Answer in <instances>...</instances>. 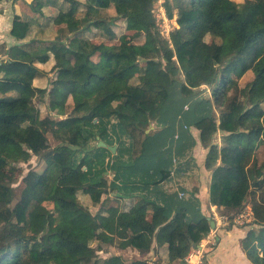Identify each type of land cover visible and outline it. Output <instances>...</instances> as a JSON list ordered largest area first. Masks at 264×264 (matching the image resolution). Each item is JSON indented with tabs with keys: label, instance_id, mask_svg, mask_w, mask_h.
I'll list each match as a JSON object with an SVG mask.
<instances>
[{
	"label": "trees",
	"instance_id": "16d2710c",
	"mask_svg": "<svg viewBox=\"0 0 264 264\" xmlns=\"http://www.w3.org/2000/svg\"><path fill=\"white\" fill-rule=\"evenodd\" d=\"M62 1L67 8L59 0H32L30 6L41 14L48 5L59 7L49 19L73 33L68 43L30 37L31 20L15 15L10 34L17 42L0 44V264H145L118 254L101 259L94 242L142 252L156 242L167 245L159 262L183 260L211 231L210 218L199 210L189 213L186 203L171 197L175 211L155 205L148 218V199L141 195L128 210L110 211L102 201L93 213L79 194L98 205L139 174L160 175L153 183L166 178L171 156L155 161L189 135L190 122L209 148L211 204L228 216L257 201L264 205V158L256 154L264 145V0H165L170 17L178 10L179 27L169 38L158 32L156 0ZM111 7L113 18L104 15ZM117 19H124L130 42L118 39L112 28ZM93 28L105 38L83 37ZM53 49L73 63L57 59L50 88L38 87L37 63L49 61ZM138 67V75L117 85ZM248 71L253 79L241 87ZM37 98L65 117L43 116ZM154 121L164 124L158 135L147 131ZM218 132L221 143L214 140ZM49 135L58 141L54 146ZM98 137L117 145V152L98 146ZM33 156L46 167L30 169L17 195L1 165ZM111 170L119 183H109ZM37 209L47 217L40 236L27 229ZM243 246L254 264H264V217Z\"/></svg>",
	"mask_w": 264,
	"mask_h": 264
},
{
	"label": "crops",
	"instance_id": "0c3cea01",
	"mask_svg": "<svg viewBox=\"0 0 264 264\" xmlns=\"http://www.w3.org/2000/svg\"><path fill=\"white\" fill-rule=\"evenodd\" d=\"M79 1L82 2V0ZM61 2L60 3L58 2L60 6H62ZM15 5L17 6V4ZM31 22L33 29V25L37 24L38 21H36V19L33 18ZM57 27L66 29L64 25L52 26L54 31H56L55 28ZM10 31L11 28L8 29L7 38L5 40H2L0 44H5L7 46H10L17 42V40L10 34ZM32 33L33 30L31 31L30 37L33 36ZM68 34L69 35L67 36V39L70 40L71 37L73 36V33L71 34L68 33ZM0 58H1V54H0ZM50 60H51V56L49 61L45 63L39 62L37 63V65L39 66L40 69L45 68L42 66L44 64L49 63ZM69 63H73V57H72V62ZM128 76L130 75L128 74ZM36 79L37 77L34 79L35 85H36L35 83ZM117 85L123 86L125 84H120V81H118ZM163 128H164L163 123L154 121L153 123H151L147 131L155 135H158V132H160ZM187 130L189 135L184 137L182 136V138L180 137L178 143H176V146L171 148L170 152L167 151L166 154L160 156L155 161L156 164L158 163L161 164L162 161L164 162V160H166L165 159L166 157L170 158L171 156L172 160L168 167L169 170L166 178L160 180L158 183H153L151 180L160 179V175L149 177L148 179L147 176L144 174H139L137 176H134L133 183L123 184L122 189L116 188L114 190H110L109 194L103 195L101 202H99L98 205H94V207H96V211L100 209L102 201L106 204L107 209L110 211H116L120 209L128 210L136 201L137 196L144 195L148 199L147 202L150 211L148 218L151 217V213L153 211V208H155V205H164L170 208V210L175 211L176 210L174 206L175 204L174 202L171 203L170 201L171 197L175 199L176 198L181 199L184 202V204L186 203L188 205L187 208H189V213L192 209H196L211 219H213L214 212L223 215L220 213V210L215 205H212L210 202V185L212 180V171L206 167V158L209 148L202 143L200 139V131L198 128L195 127L194 122L193 123L190 122ZM178 136L179 135L176 133L175 137L177 138ZM115 146H116L115 152H117L118 146L117 145ZM148 167L150 166H147L145 168L147 169ZM145 168L143 170L146 171ZM141 172L142 170L139 169V173ZM107 173H109L108 176L110 177L109 183L113 181L114 178L116 182L119 183L114 171L111 170L108 171ZM181 192H184L183 196L180 195ZM81 198H84V200H91V198L86 193H85V197H81ZM257 204H261V203L259 201L254 202L253 204L251 203L250 205L246 206L243 210L238 212L241 213L244 210H249L253 213L252 217L254 218V220L250 221L245 225L237 224L234 223L233 221H231L230 224L228 225H220L214 220L215 226L214 228H211V230H213L214 232L213 234H215L216 236V244L207 249L204 264H254L244 249L243 241L248 236L249 232L253 229L258 228L260 226V223H262L263 221L264 205L261 204V207L259 209L260 211L256 212L257 207L255 206ZM90 210L92 211V209ZM209 234L210 232L203 239H205ZM99 245H100V249L98 251L103 250L102 246L105 244L99 243ZM194 246L190 249V251L194 248ZM111 248H114V246L112 245ZM127 248L129 250L134 249L133 254L138 256L136 257V259L145 260V262L149 259L151 260L154 259L157 264H185L184 261L185 258L183 260L174 261V262H169V261L159 262L157 260L158 259L157 257L159 256L168 255L167 245L158 246L156 242H154L153 247L148 252H142L139 249L132 246H129ZM114 254L122 255V253H114ZM110 256L103 257L99 255L101 259H106ZM122 256L124 257V255Z\"/></svg>",
	"mask_w": 264,
	"mask_h": 264
},
{
	"label": "rangeland",
	"instance_id": "374dc122",
	"mask_svg": "<svg viewBox=\"0 0 264 264\" xmlns=\"http://www.w3.org/2000/svg\"><path fill=\"white\" fill-rule=\"evenodd\" d=\"M20 1V2H19ZM32 0H0V43L2 40H5L7 38L8 29L12 28L13 20L15 15H20L24 19L32 20L33 18L38 21L37 24L33 25V33L32 37L42 38V39H59L63 41L64 43L69 42V39H67V36L69 35L68 31L66 29H62L61 27L55 28L56 31L53 30L52 24L50 21V16L55 14L59 7L54 6H46L42 9L44 14L41 13H35L30 6V2ZM62 0H59V3ZM85 0H82L84 2ZM236 4H243L244 0H234ZM62 6L64 8L68 7V3L61 2ZM17 4V6L15 5ZM83 9V7L81 8ZM19 11V13H18ZM153 14L156 18V25L158 32L160 35L169 38L170 32L173 31L176 27H179L177 24V16H178V10H174L173 17H170L166 6H165V0H158L155 1L153 5ZM17 12V13H16ZM83 11L80 10V14ZM104 15L109 18H113L116 15L114 7L108 8L104 11ZM105 27L108 26V24L104 25ZM112 28L117 34V37L119 40H126L131 41V34L127 32L126 30V23L124 19H117L115 24L112 25ZM2 29V30H1ZM97 29L93 28L92 30H89L85 33H83V37L87 39H92L93 41H100L104 39L105 37H102L100 34H97ZM144 41V37H139L136 39V43H142ZM57 59H64L68 62H72L71 55L65 54L64 51H61L59 49H53L51 51V60L49 63L44 64L42 67L41 74L36 79V85L41 87L50 88L51 82L55 78L56 71L54 70V63ZM139 67L136 69H133L131 72H129L130 76H126L120 81V84H126L131 78L138 75ZM253 79V73L251 71H248L240 80L239 85L241 87H244L248 82H250ZM232 92V91H231ZM210 95V90H207L206 95ZM35 102L41 109V113L43 116L52 115L56 119L58 118H64L65 116H58L53 112H50L47 109V106L45 103L41 102L38 98L35 99ZM50 143L52 146H54L58 141L52 136L49 135ZM214 140H216L218 143H221V132H218ZM257 156L260 160L264 158V145H261L256 152ZM78 156H83L82 151H78ZM1 167L8 173L9 177L12 179L11 185L15 187L17 195H19L21 187H22V180L23 177L26 175V173L30 169H35L39 172H42L45 167L46 163L43 160H40L37 156H33L28 162H19V163H12V164H6L3 163ZM109 173H106V177L108 181L110 180V177L108 176ZM79 197H85L84 193L79 194ZM81 200L84 201L85 204L89 206L90 209H92L93 213H96V207H94V204L92 200H84V198H81ZM15 203V201H14ZM255 207H257L256 212L260 211L261 204H257ZM233 213H231L229 216H232ZM236 215V213H234ZM233 215V216H234ZM27 229L28 232H31L33 235L40 236L42 235L44 231V227L47 222L46 212L42 209H37L35 213L31 215ZM254 218L252 217L251 221H253ZM231 221V220H230ZM230 223V222H229ZM249 222L244 223L243 225L247 224ZM94 246H98L99 242H94ZM112 245L105 244L103 245V250L98 251L99 255L103 257L110 256L114 253H122L124 255L125 261L128 263L132 260L136 259L138 257L137 255L133 254L134 249L129 250L128 248H119L118 246H114V248H111Z\"/></svg>",
	"mask_w": 264,
	"mask_h": 264
},
{
	"label": "built area",
	"instance_id": "2783aa9c",
	"mask_svg": "<svg viewBox=\"0 0 264 264\" xmlns=\"http://www.w3.org/2000/svg\"><path fill=\"white\" fill-rule=\"evenodd\" d=\"M159 1L160 0H158V2ZM180 195L183 196L184 192H181ZM233 215L234 214H232L230 218L226 215H220L217 212H214L213 219L220 225H228L231 221L243 225L244 223L251 221L253 213L249 210H244L241 213H237L234 216ZM213 233V230H211L210 234L205 239H202V241L198 245L194 246V248L185 257V264H204L207 249L216 244V236ZM145 264L157 263L154 259H149L145 262Z\"/></svg>",
	"mask_w": 264,
	"mask_h": 264
},
{
	"label": "water",
	"instance_id": "95a60500",
	"mask_svg": "<svg viewBox=\"0 0 264 264\" xmlns=\"http://www.w3.org/2000/svg\"><path fill=\"white\" fill-rule=\"evenodd\" d=\"M98 139H99V137H98ZM98 146H107L112 152L116 151V146L115 145H113V146L107 145L106 142H104L103 140H99L98 141ZM70 148L78 149L79 146L78 145H70ZM210 224H211V228H214V226H215L214 219L210 218Z\"/></svg>",
	"mask_w": 264,
	"mask_h": 264
}]
</instances>
